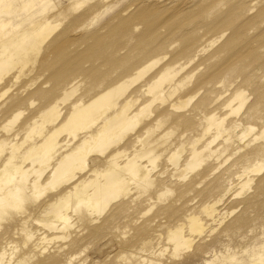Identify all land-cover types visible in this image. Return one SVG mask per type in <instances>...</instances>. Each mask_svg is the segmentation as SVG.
I'll return each instance as SVG.
<instances>
[{
    "label": "bare ground",
    "instance_id": "6f19581e",
    "mask_svg": "<svg viewBox=\"0 0 264 264\" xmlns=\"http://www.w3.org/2000/svg\"><path fill=\"white\" fill-rule=\"evenodd\" d=\"M85 1L71 0L62 9L57 7L51 17L46 12L54 7L40 6L28 13V28L13 31L9 27L0 34V81L12 69H19L12 76L17 81L29 62H37L41 70L48 71V80L53 83L48 89L36 86L27 96L11 94L0 106L4 116L0 130L6 133L0 136V264H26L34 256L38 257L36 264H56L61 261V250L78 246L77 236L89 229V225L99 222L106 211L108 215L95 229L109 227L123 217L130 226L122 234L123 239L140 254H120L118 264H127L126 260L131 257L138 264H159L160 257L142 256L153 254L158 240L166 239L171 246V255L164 252L166 256L171 260L172 256L179 257L183 250L189 249L205 233H211L237 210L238 206L223 210L226 198L243 196L254 186L256 192L264 186V143L254 145L251 156L246 152L241 154V166L232 161L221 178L214 176L223 163L241 150L235 142L243 141L258 128L238 119H230L226 125L215 122L217 113L236 117L240 106H235V101L242 103L246 99L241 89H233L230 94L216 89L222 82L217 74L223 69L201 72L196 82L199 88L183 98V102L180 95L178 103L170 99L191 80L190 72L176 81V88L171 86L178 73L174 70L177 59L186 56L189 60L184 64L191 63L190 52L198 28L193 25L201 23L202 15L183 14L179 10L156 21L163 9L146 6L148 0L139 3L133 0L112 16L117 19L116 23L100 34L88 26L101 9H108L115 0H98L95 5L77 12L89 0ZM228 5V9H219L221 12L204 22L206 28L219 35L218 41L227 31L231 33L215 50L222 54L219 61L225 63L223 66L247 54L238 48L246 25L233 27L235 20L264 17V0H229ZM5 9L8 7L0 10ZM54 16H62L63 25L58 31L62 22L56 23ZM139 24L141 28L137 30ZM6 25L5 20L0 21V28ZM174 35L181 45L179 51L171 62L147 76L165 58L163 50L171 45ZM230 47L234 51L230 52ZM78 74L96 83L104 82L103 88L94 90L96 93L86 101L74 97L76 83L65 81L70 77L75 80ZM34 80L35 77L29 79ZM162 85L169 86L167 96ZM201 88H204L203 95L196 99L191 111H186ZM8 91L9 88L3 89L0 98ZM35 97L42 104L14 128L23 108L33 107ZM66 102L69 104L61 114V106ZM196 120L202 137L182 139L175 144L172 137L176 130L180 126L189 127ZM260 127V135L254 138L251 135L250 143L264 138V123ZM226 131L228 134L222 136ZM62 132L72 135L74 140L79 132L82 135L72 144L57 139ZM182 151L185 154L181 158ZM97 156L102 157L105 167L93 165ZM162 156L166 157L165 164L159 167ZM167 162L171 164L169 167ZM172 192L173 197L166 198ZM44 195V200L38 202ZM244 201L250 202L249 197ZM37 210L43 211L40 217L34 214ZM133 213L135 219H132ZM10 221L20 228L9 224ZM33 221L38 226L35 230L28 229L27 226L32 228ZM242 223L239 217L233 225ZM16 234L23 239L20 249L11 244ZM55 242L59 244L46 253L48 245ZM5 246L11 251L7 252ZM72 256L67 259L72 260ZM234 260V256H228L220 263Z\"/></svg>",
    "mask_w": 264,
    "mask_h": 264
},
{
    "label": "rangeland",
    "instance_id": "374dc122",
    "mask_svg": "<svg viewBox=\"0 0 264 264\" xmlns=\"http://www.w3.org/2000/svg\"><path fill=\"white\" fill-rule=\"evenodd\" d=\"M97 1L98 0H89L87 4L86 3H84V5L82 4L83 6H81L77 12L86 9L88 6H93V4L95 5ZM135 1L137 3L141 2V0H135ZM228 1L229 0H212V2L211 0H148V4H146V6L153 7L154 5L153 8L164 10L163 14H161L159 18L156 19V21H160L164 17L173 15L175 12L179 10H181L183 14L197 13L202 15L201 23L197 25H193V26H198V28L196 33H194L193 47L190 52L191 63L189 62L190 64L185 65L184 63H187L189 57L179 56L180 58L177 59V63H176L178 65L177 66L175 65L176 67H174V70L178 71V73L176 72V75L174 77L173 82L171 83V86L176 88L177 87L176 81L185 78V76L190 72L192 74L191 80H189V82L184 86L183 90H180L178 88L177 93L173 94V96L170 98L172 102L178 103L179 101L177 100L178 95L181 96L180 98L181 102L184 101L183 98L186 99L188 96L193 95L195 90L199 88V86L196 85L198 75L201 72L206 71L208 69L213 71L215 70L220 71L219 70L220 68L223 69L221 72L217 74V79H222V82L218 83L219 87L216 88L218 91H223L224 93L227 92L228 94H230L233 91V89L237 90L238 88V90L241 89L240 91H242L245 94L246 99L244 102L241 103L240 101L239 102L235 101L236 103L235 106L237 105L240 106V109L238 110V114L236 115V117L234 115H229L226 117L224 115L222 116V114L221 116H219L220 114L217 113L215 122L217 123L224 122L226 125V123H229L230 119H235V120L238 119V121L241 120L242 123L243 121L248 122L254 125L256 128L257 127L258 128L255 129V131H253L254 133H251L250 135H248V137L243 139V141L235 142L240 147L241 150L235 155H233L226 163H223V165H221V167L214 173L215 178L216 177L221 178L223 176V172L227 171L226 168L229 167L232 161L236 160L237 162L236 166L237 167L241 166V164L243 163V158H241L240 155L246 152L251 156L254 153V145H257L259 143H264V138L261 136L259 137L263 139H259L257 137L258 141L256 139L254 141H251L250 143L251 139L260 135L259 133V131L261 130L260 126L262 123H264V17L246 19L248 17L247 16L246 18L239 17L235 20L233 27L239 24L246 25L247 29L244 31L242 42L239 43L238 48L247 51L246 52L247 54H245L241 59L238 58L231 59L225 66H223V64L225 63H223V61H219V58L222 56V54L216 53L215 50L217 48V45L222 40L227 38L231 33L227 31L225 36H223L222 39L218 41L217 38L219 35L214 30H210L206 28L204 26V22L210 20L212 15H215L221 11H224L225 9H228L229 5L226 6V3ZM132 2L133 0L112 1L108 5V9H104V8L101 9L100 14L91 21L92 23L88 26V28L91 29V31L98 30L100 34H105L108 26L116 23L117 21V19L113 18L112 16L117 14L119 11H121L124 7L131 4ZM70 3L71 0H0V9L8 7L7 10L6 9L3 11L0 10V21L5 20L8 25V26L6 25L7 27L5 26L0 28L1 29L0 34H3L7 29H9V27H12L13 31H17L21 28H22L21 30L28 28L29 27L27 24L28 13L30 11H34L40 6L48 5L50 7H54L53 9L51 8L46 12V14H48L51 17V15L55 14L57 7L62 9L63 7L69 5ZM155 4L157 5V7L159 6L160 8L155 7L156 6ZM219 9L222 10L219 11ZM50 12L52 14H50ZM53 20H55L56 23H60L62 22V16L61 18L59 16H54ZM62 25L63 22L61 23L60 26L58 25L56 31L60 30V27H62ZM140 28L141 25L139 24L137 30H140ZM214 40H217L218 42L217 41L214 42ZM171 41H172L171 45L165 47V49L163 50V52H165V55L163 54L165 58L161 60L160 63L152 71H150V73H148L147 76L152 74V72L161 65L171 62L174 55L179 51L181 45L175 35L171 37ZM212 41L214 43H212L211 46ZM74 48L75 47L72 46V49ZM230 49H232V47H230ZM234 49L235 48L230 50V52L234 51ZM31 64L32 63L29 62V65H26L25 69H23V72L25 73L22 74L17 79V81H13L14 77L12 78V76L16 75L19 69H12L4 76V79L0 81V92L5 88H9L8 93H6L2 98H0V106L2 105V103L8 100L11 94L18 93L21 94L22 96H27L30 90H32L36 86H41L44 89H48L52 87L53 83L48 80V74H49L48 71L41 70L37 62L36 64H32V65ZM184 66L186 67L184 68ZM181 67H183L182 71H181ZM1 69L2 68H0V70ZM194 73L195 76H193ZM32 77L33 78L35 77V80L33 82H30L29 79ZM75 77L76 79L73 80L75 82L72 81L74 77H70L67 81H65V83L70 81L71 84L76 83L75 86H77L76 87L77 93L74 97H81L84 99V101H86L90 96H92L97 91L101 90L104 86L103 84L104 82L101 83L93 82L90 77L84 74H78ZM164 86L165 85H162V87ZM61 87L62 85L57 86L56 93L59 94ZM167 87L165 86V89L167 90L164 89L163 91V94H166V96H167V91L169 90V86ZM198 92L199 94L195 95V97L189 103L190 105L187 106V108H185L186 111L188 110L191 111L193 105L203 95L204 88L199 89ZM227 93L223 95L224 96L228 95ZM34 99H35V103L33 107L25 106L23 108V113L19 117L17 122L14 124L13 126L14 128H17L18 125H20V123L23 120H25L26 118H28L33 114V112L35 111L34 109L36 107L42 104L41 99L37 97H35ZM143 99H146V97L142 98V100ZM68 104L69 102H66L61 106V109L63 110V111L61 110V114L65 113L64 111H66L65 109ZM256 108L258 109L256 110ZM3 118H4L3 114L0 113V122L2 121ZM175 133H176L174 134L175 137L173 135L172 138L174 143L178 144L182 139L186 140L188 138H198L200 136L201 131H200L199 123L196 120L195 124L190 125L189 127L184 126L183 128V126H180V128H178ZM5 134L6 133L4 131L0 130V136ZM66 134H67L66 132L60 133L57 139L63 142L70 141L73 144L76 143L79 140L80 136L82 135V133L79 132L78 135H76L75 137L76 139L74 140L72 135L67 134L69 136L68 137L66 136ZM224 134L225 135L228 134L227 131L223 132L222 136H225ZM251 135L253 138H251ZM201 137L202 136H200V138ZM247 142H249L250 145L246 146ZM183 153L184 152L182 151L180 154L181 158L185 154ZM1 158H3V155H1ZM162 158L159 159L160 160L159 167H161L162 164H165L164 160H166V157L162 156ZM220 160H222V158ZM91 164L92 162H90V165ZM168 164L170 163L167 162V165ZM93 165L99 166L100 168L105 167V163L102 157L100 156L95 157L93 161ZM257 181L258 180H256V182ZM252 190L253 191L255 190V186L251 190L247 191L248 193L245 192V195L243 194V196L242 194L239 195L240 197L232 195V198H230L231 196L229 198H226L224 200V204L222 205L223 210L229 211L238 206L237 210L232 214L228 215L223 221V223L217 226L216 229L213 230L211 233H205L204 235L205 237L201 236L192 244V246L189 249L183 250L179 257L173 258L174 256H172V260H171L170 256L165 255L166 253L167 255L168 254L171 255L170 252H172V249L170 248L171 246L168 244L166 239L163 238L158 240L157 243H154L155 247L153 246V251H154L153 254L148 253V255H146V253L144 254L142 253L143 254L142 256L149 259L160 257L161 259L158 260L159 264H205L206 262H210V264H221L220 263L222 262L221 260L227 258L228 256L229 257L234 256L236 260H234L233 262H227L223 264H255L253 262H257L256 264H264V257H263L264 256V186L256 192L255 191L253 192ZM46 195H44V197L42 196L38 200V202L43 201ZM172 195H174L173 192L172 194H168V197L166 198L168 199L170 197L172 198L173 197ZM248 197L250 199V202L247 203L246 201H244V198H248ZM69 211H71V209H69ZM108 213L107 211L103 213L101 215L100 221H102V219L105 218L108 215ZM34 214L35 215L37 214L36 216L40 217L41 214H43V211L37 210ZM134 216L135 214L133 213L132 219L133 218L135 219ZM239 217L242 218L243 223L241 225L234 226L233 222H235L236 219H238ZM72 218L77 220L76 215L75 217L73 215ZM123 220L124 218L122 217L120 218V221L110 224L109 227L108 226L102 227L101 229L100 228L95 229V226L100 224V221L89 225V229L90 230L94 229V230L90 232L89 229H85L86 231L84 230L85 232L83 231V234L77 236L76 240L78 241L77 242L78 246L73 248L64 247L65 250L63 251L62 249L61 250L62 255L60 254L61 261H58L56 264H101V263L118 264V262L121 260H117L118 258L117 256L120 254L130 253L133 255L134 254L140 255L137 248H135L134 246H128V244L123 239L124 238L123 236L126 234V231H128L130 228V226L127 225ZM8 223L9 224L13 223V225L15 224L12 221ZM31 224H33L32 228L30 226H27L28 229L35 230L36 229L35 226H38L34 221L31 222ZM118 225L121 226L118 227ZM14 226L18 229L20 228V225H18L17 223ZM116 228H118L119 230H117ZM123 229L125 232L123 231ZM19 235L20 234H18L17 236L16 234V236L13 239L14 241L11 243L12 245L13 244L17 245V249H20L23 244V239L20 238L21 236ZM58 244H59L58 242L49 244L48 248L49 247L50 248L46 253L50 252L52 248L54 249L55 246ZM166 247H168V249ZM4 248H6L7 252L11 251L9 246L8 247L5 246ZM200 248L203 251H201ZM169 249L171 251H169ZM167 250L169 253L167 252ZM198 250H200V252H197ZM18 252H16V255H18ZM69 254L71 256L73 255L71 257L72 260L67 259L68 256H70ZM16 255L15 257H17ZM34 257L30 259L29 262H27L26 264H31V263L36 264L38 257H35L36 259H34ZM135 260L134 258L131 257L126 260L127 261L126 263L138 264L137 260L136 261ZM153 264H157V263H153Z\"/></svg>",
    "mask_w": 264,
    "mask_h": 264
}]
</instances>
